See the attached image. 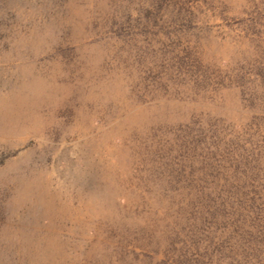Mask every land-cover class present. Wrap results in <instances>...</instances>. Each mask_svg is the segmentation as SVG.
<instances>
[{"label":"rangeland","instance_id":"obj_1","mask_svg":"<svg viewBox=\"0 0 264 264\" xmlns=\"http://www.w3.org/2000/svg\"><path fill=\"white\" fill-rule=\"evenodd\" d=\"M0 264H264V0H0Z\"/></svg>","mask_w":264,"mask_h":264}]
</instances>
